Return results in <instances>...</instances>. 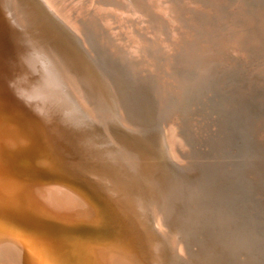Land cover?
I'll return each instance as SVG.
<instances>
[{
    "label": "bare ground",
    "instance_id": "6f19581e",
    "mask_svg": "<svg viewBox=\"0 0 264 264\" xmlns=\"http://www.w3.org/2000/svg\"><path fill=\"white\" fill-rule=\"evenodd\" d=\"M145 1L159 17L144 20L128 0H0L3 264H225L232 256L234 264H264V152L241 158L206 138L207 150L193 151L186 133L169 125L172 114L164 132L170 158L196 167L183 176L113 125L118 118L136 131L152 112L131 81L156 69L158 48H170L155 26L192 29L203 10L217 13L214 0H178L176 11L169 0ZM236 1H223L229 9L215 45L227 65L243 61L250 80L225 99L214 88L224 100L199 115L207 134L225 123L224 133L236 136L223 114L255 109L246 94L264 92V0Z\"/></svg>",
    "mask_w": 264,
    "mask_h": 264
},
{
    "label": "rangeland",
    "instance_id": "374dc122",
    "mask_svg": "<svg viewBox=\"0 0 264 264\" xmlns=\"http://www.w3.org/2000/svg\"><path fill=\"white\" fill-rule=\"evenodd\" d=\"M77 1L79 0H74V1L66 0V3L67 2L68 3L77 2ZM193 1L198 4V0H193ZM223 1L214 0L213 1L214 7H211L210 5L209 6L212 9H215L217 13H214L213 16L208 17L206 13H204L206 11L203 10V12L199 14L200 16L198 15L200 18L197 16L195 20V24L192 29L188 28V26L182 25L181 22L179 24L180 27L177 29L178 32L176 30H175L176 32H172L168 29L167 26L162 25V24L155 26V29L157 32H159L161 35L163 34V36L165 37H168V40H169L168 44L170 48L167 51V53L161 51L160 48L156 50L158 53H155V56H153V59L154 60L156 59L154 66L156 67L157 70L154 69V71H152L151 73H145L142 71V73L140 72L141 74L139 73L137 76H135V78H132V81H131L133 87L135 89H138L137 93L139 94V96L141 95L142 98L147 97L150 100L152 112L150 111L148 114V117H149L148 121L145 120L146 122L140 124L141 126H139L138 129L141 131V133L138 129H136V131H134L135 129L130 130V131L124 129L123 125L120 123L118 118L114 119L115 121L113 122L114 127L119 129L121 133L126 134V136H130L132 139H135V141L139 142L142 148L150 149L152 153L154 154L153 155V157H155L154 160L162 164V167L169 169V170H174V171L176 170L177 173H180L183 176H185V174L190 175L192 171L194 172L195 166L193 167V164H191L189 161L184 162V163L183 162L176 163L174 160L170 158V153L167 147L165 133H164L168 125V122L170 121L168 117H170L173 114L175 121L170 122L169 125L172 124V126H176L177 128L176 133H179L181 136H183L186 133L184 137L186 136L185 137L186 140H187V137L189 138L187 141L191 145L193 151L198 150L204 153L207 150V146L205 144H203V146L197 145V138L199 136V132H201L200 128L202 125L199 120V115L201 118V115L204 111L205 113H208V111L212 109V107L215 106V104L218 101H220V99L216 98L215 89L219 88V90H221V93H223L222 95L224 96V99H225L226 98L225 95H227V93H234L235 95V92H236L235 87H238L241 89V91L245 92L244 91V88H246L245 83H247V81L250 80L251 71L250 72L244 71L245 69L242 67L243 61H240L237 63L233 61L232 63H229L227 65L225 60L223 58H220L222 56L221 55L222 51L220 50V47H218V45L217 46L215 45L216 43L215 38L217 37V35L220 34V29L223 30V27H224L223 25H225L223 23L224 17L222 15V12L226 9H229L225 6V3H223ZM233 1L235 2L236 0H233ZM255 1L258 2L260 0H255ZM118 2L119 1H117V4H119ZM128 2L141 14V18H143L146 21H151V19H155L159 17L157 16V14H154L152 11H150L149 4H147L145 0H128ZM143 2H144L143 4L144 6H139V4L142 5ZM123 4L125 3L120 2V5H123ZM178 4H179L178 0H169V6L171 5L170 8L174 9V11L178 10V8L180 7V5ZM205 6L206 5L204 4V9H205ZM141 9H143L144 11ZM142 15L144 17H142ZM212 18L217 19V20H214ZM53 19L56 20L55 18ZM56 21L57 23H59V25H61L58 19ZM135 21L136 20H134V22ZM218 21H220L219 22L220 26L217 25L219 23H216ZM134 22L131 26L134 27V31H135L137 30L136 29L137 26L134 25L135 24ZM214 22H215V27L213 25ZM179 25L177 24L175 26H179ZM209 25H211V27ZM61 27L65 30V32L69 33L70 35H73L70 30L69 32L67 31L68 29H65V27H63L62 25ZM199 35L203 41L200 39ZM209 38L213 41L209 40ZM212 45L215 46V48H213ZM208 54L210 55L209 57L207 56ZM183 55H187V56H183ZM104 61L105 60L102 59V62ZM160 62H162L163 64ZM105 63L107 64L106 61ZM239 65L241 68L239 67ZM259 65L260 64L258 62H255L256 67H258ZM155 75L156 77H154ZM179 79H181L182 82L184 83L185 89L186 87L188 88V92L184 93L183 95L181 91H179L180 87H182ZM215 81L218 83L217 85L213 84V82ZM227 85H228V88L229 86H234V89L231 90L232 92H230L229 90H227V92L225 91V87ZM144 86L146 89H144ZM260 93L261 95H259L258 93H253V94L243 93V94H246V97L249 99L251 103L255 104L257 101L261 105L262 103H264V92H260ZM161 97L163 99H168V98L170 99L171 97H173V99H170V101L171 100L173 101V103L169 104L170 107L166 105L167 103L165 104L164 100ZM155 99H159L161 101L157 102L156 105H153L152 102ZM184 103H186L187 106L182 108L181 106H183ZM207 107L209 108L206 109ZM163 109H165L166 111ZM208 125L209 123L205 126H208ZM97 127L98 126L95 123H91L90 125V128H92V130L93 129L96 130ZM142 129H143V132H142ZM137 132H139L140 134L138 135ZM206 134L207 133L205 132L204 133L205 137H206ZM162 139L163 141H161ZM187 163L188 164L190 163L191 165L190 164L189 165L191 167L187 165ZM182 164H184L185 166L184 165L182 166ZM169 243L170 245L168 246V251H169L168 255L174 261L178 260V254L176 251L177 240L175 238V235H172L169 237ZM6 261H7L6 257L0 256L1 264H3Z\"/></svg>",
    "mask_w": 264,
    "mask_h": 264
},
{
    "label": "water",
    "instance_id": "95a60500",
    "mask_svg": "<svg viewBox=\"0 0 264 264\" xmlns=\"http://www.w3.org/2000/svg\"><path fill=\"white\" fill-rule=\"evenodd\" d=\"M205 13L208 17L212 16L211 13L209 15V12L207 13V11ZM223 100L220 99L221 102ZM208 108L209 107L206 109ZM225 116L227 118H225ZM223 117L229 126L236 127V136H233L231 133L225 134L224 132L227 127L225 126V123H223L221 124L223 125V129L220 130V132L210 130L205 137L204 132L208 131L210 127L203 125L204 131L199 132L197 145L203 146V144H205V137L207 139V143L212 139L213 148L216 151H223L222 148L226 146L234 147L238 151L236 155L241 158H249L250 156L249 159H255V157L257 158L260 153L264 152V103L261 105L258 103L255 109L251 105L250 109L242 111L239 114L229 116L227 113H224ZM227 258L228 259H226L225 264L235 263L234 256Z\"/></svg>",
    "mask_w": 264,
    "mask_h": 264
}]
</instances>
